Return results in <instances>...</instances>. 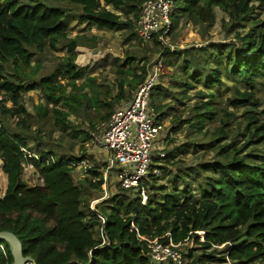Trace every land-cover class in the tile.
Returning <instances> with one entry per match:
<instances>
[{
  "label": "trees",
  "instance_id": "1",
  "mask_svg": "<svg viewBox=\"0 0 264 264\" xmlns=\"http://www.w3.org/2000/svg\"><path fill=\"white\" fill-rule=\"evenodd\" d=\"M66 1L80 7L82 22L134 36L144 0ZM256 3L264 5V0H176L171 33L188 23L212 25L215 8L226 15L222 24L228 27L227 34L233 33L227 43H209L185 52L192 54L196 65L203 63V70L187 73L183 83H178L183 94L195 82L204 83L206 89L222 87V75L240 80L245 89L226 87L230 96L219 107L213 94L196 93L198 101L185 121L187 128L194 135L206 136V125L219 121L206 143L185 144L194 151L214 153L211 161L190 169L201 176L197 195L191 193L182 176L178 178L184 182L183 189L167 192L161 188L160 195L149 191L145 205L120 191L96 205V212L105 219L102 230L106 243L101 245L100 221L89 209L90 197L86 200L88 213L82 210L84 191L88 187L101 190L100 173L89 171L95 181L86 179L76 185L72 173L81 158L71 154L73 147L69 146L68 153H58L57 147L42 140L38 147L43 150L26 161L23 150L31 134V115L21 105L20 94L42 87L46 105L35 106L38 121L50 123L54 131L69 132L71 140L80 143L87 141L94 125L108 119L115 102L102 98L92 79L90 96L65 94L56 75L28 84L19 79L27 76L24 69L30 68L35 52L55 51L60 42L66 41L68 56L59 74L75 87L83 75L74 64L78 42L67 39L66 15L52 8L49 0H0V160L5 184L7 179L0 199V231H9L19 239L24 256L31 257L35 264H153L145 240L168 234L174 244L193 239L200 246L203 253L191 264H264V122L260 119L264 109L259 110L261 99L256 95L258 87L264 88V22L254 23L244 35L237 30L243 19L253 14ZM107 6L120 14L107 10ZM153 45L160 46L156 40ZM126 61L127 70H117L121 78L128 75L120 90L123 84L134 90L143 82L146 67L133 68L135 57L128 56ZM188 66L183 62L181 69L186 71ZM161 91L157 86L150 96L159 120L165 114L154 104V97ZM7 98L11 108L5 107ZM124 98L121 91L116 103ZM238 110H242L240 116L235 112ZM71 115L82 119L81 129H75L69 120ZM7 118L17 119L18 130L9 131ZM230 125L235 131L226 130ZM233 132L243 138L242 143L237 142ZM173 156L169 153L166 158ZM25 162L36 170L41 185L29 188L23 182ZM153 180L151 176L149 183ZM198 233L203 235L202 241ZM219 246L224 248L221 253L215 249ZM191 252L188 259L193 257ZM11 263L10 247L0 241V264Z\"/></svg>",
  "mask_w": 264,
  "mask_h": 264
},
{
  "label": "rangeland",
  "instance_id": "2",
  "mask_svg": "<svg viewBox=\"0 0 264 264\" xmlns=\"http://www.w3.org/2000/svg\"><path fill=\"white\" fill-rule=\"evenodd\" d=\"M49 2L53 5H51L52 8L60 9L66 15L67 39H75L78 42L75 50L74 64L82 71L83 75L77 79L75 87H73L68 85L69 80L65 76L59 74L65 58L68 56L66 41H63L57 45L55 51L35 52L30 62V68L24 69L27 76H19V79L28 84L56 75L57 82L64 86L65 94H87L88 96H90L92 91L89 86L91 84L90 79H92L95 87L102 93L101 97L108 102H115L114 109L129 101L138 87L130 90L127 84H123L120 90L123 78L128 77V75L126 74L121 78L117 74V70H122L123 72L127 70L129 63L126 61V58L128 56L136 58V61L132 65L133 68L137 69L145 65L146 75L155 70L158 71L159 80L157 86H160L162 91L154 97V104L161 108V112L165 114L164 118L160 120L164 127V134L163 138L158 136L154 141V144L159 145L160 148L154 152L151 169H157L158 174H155L153 183H148V192H156L160 195L161 188H165L167 192L181 190L184 187V182L178 177L182 176L184 181L188 182L191 193L197 195L198 183L201 176L195 170L190 171V169H195L199 164L211 161L214 153L211 151H194L189 145L185 144L190 142L198 144L206 143L210 135L219 127V121L206 125L203 130V134H206V136L194 135L193 131L187 128L185 121L190 117L194 103L198 101L196 93L202 91L205 95L213 94L215 105L219 107V103L224 104L230 96V92L227 91L226 87L236 85L243 90L245 86L238 79L222 75L220 79L225 83L222 87L214 86L212 89H206L204 83L195 82L192 88L183 94L180 88L181 85L178 83H183L187 73H197L203 70V63L196 65L192 54L187 55L186 51L205 47L209 43H227L233 39V33L227 34L228 27L222 24V20L227 19L226 15L220 9L215 8V20L212 25L195 26L192 23L181 25L170 34L166 42L167 44L164 46L168 50H163L161 46L159 48L154 47L153 42L144 43L127 31H108L98 29L90 23L82 22L80 19V7L66 0H49ZM106 9L115 14H120L110 6H107ZM261 22H264V5L256 3L253 14L244 18L237 27V30L240 34L244 35L254 27V23L260 24ZM201 61H204V59ZM183 62L189 63L186 71L181 69ZM10 74L13 73L11 72ZM137 74H140V71H137ZM43 91L42 87H38L33 91L20 94L21 105L31 115L29 118L31 134L26 141L27 147L24 149V153L31 156L39 155L43 148H39L38 143L42 140L44 144H51L57 147L58 153H68L69 146H72V155L81 158L84 154V156L88 155L90 158H93V150L86 144L87 141L85 143H80L77 140L73 141L71 140V136H69V132L60 133L59 131H54L50 123L46 124L45 122L38 121L35 106L38 104L42 106L46 105L43 99ZM121 91L125 98L117 104L116 99ZM256 95L261 99L259 110L264 109V88L258 87ZM1 99H3L2 95H0ZM150 101L152 103L151 99ZM5 107H12V103L8 98L5 101ZM57 107H60V104ZM228 109L230 111L232 108ZM235 112L237 116L242 114V110ZM157 114L159 117L158 112ZM260 119L264 122V116L260 117ZM69 120L76 125V130L82 128V119H76L71 115L69 116ZM7 123L9 131L18 130L16 118H7ZM232 127L233 125H230L226 130L235 131ZM174 130L177 131L174 132ZM233 134L237 142L242 143L243 138L237 132H233ZM187 135L191 136V138L187 139ZM169 153L174 155L172 159L166 158ZM159 157L160 159L158 160ZM2 172V161L0 160V199L4 196L7 185V179L5 178V184ZM72 175L74 183L78 186L84 183L83 181L86 179L92 182L95 181L94 177L86 173L82 168L75 169ZM22 180L29 188L42 184L36 170L28 163L23 164ZM173 180L176 183L175 187L173 186ZM107 190L109 198L120 194L115 184V177L109 179ZM102 193V188L100 191H97L88 187L84 191V196L82 195V210L84 214L88 213L86 200L90 197L91 202L93 199L100 197ZM92 197L94 198L92 199ZM197 235H199L200 241H202L203 235L201 233ZM215 249L218 253L224 250L223 246L216 247ZM180 250L185 264H191L196 257L203 253L200 246L193 242V239L182 243ZM189 252L193 256L190 259L187 258Z\"/></svg>",
  "mask_w": 264,
  "mask_h": 264
},
{
  "label": "built area",
  "instance_id": "3",
  "mask_svg": "<svg viewBox=\"0 0 264 264\" xmlns=\"http://www.w3.org/2000/svg\"><path fill=\"white\" fill-rule=\"evenodd\" d=\"M175 11L176 0H144L139 6L135 36L144 43L156 40L163 50H168L164 46L171 34ZM158 80V71L148 73L131 99L114 108L105 122L97 124L89 132L86 144L93 150L94 157L83 154L74 165L75 169L82 168L86 173L96 171L101 175L103 193L89 205L100 221L98 235L101 245L106 243L102 230L105 219L96 212V205L109 198V179L115 177L119 191L129 193L139 199V205H145L150 177L158 174L157 169H151L154 152L160 148L154 141L158 136L163 138L164 127L150 101ZM23 154L26 161L36 157L26 155L24 150ZM164 238H168L167 242H162ZM145 241L151 263L185 264L181 243L174 244L168 234Z\"/></svg>",
  "mask_w": 264,
  "mask_h": 264
},
{
  "label": "water",
  "instance_id": "4",
  "mask_svg": "<svg viewBox=\"0 0 264 264\" xmlns=\"http://www.w3.org/2000/svg\"><path fill=\"white\" fill-rule=\"evenodd\" d=\"M0 241L6 242L10 247L11 264H35L31 257L23 255L21 242L13 233L0 231Z\"/></svg>",
  "mask_w": 264,
  "mask_h": 264
}]
</instances>
